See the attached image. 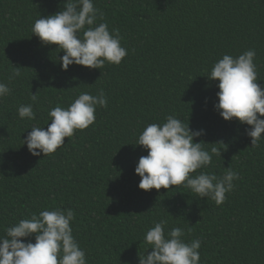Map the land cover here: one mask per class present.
<instances>
[{
  "label": "trees",
  "instance_id": "trees-1",
  "mask_svg": "<svg viewBox=\"0 0 264 264\" xmlns=\"http://www.w3.org/2000/svg\"><path fill=\"white\" fill-rule=\"evenodd\" d=\"M65 2L0 0V82L11 90L0 99V236L32 213L72 209L73 236L88 264H138L139 254L152 251L145 233L160 220L166 232L180 227L185 241H202L201 264H264V140L252 147L251 126L219 115V81L207 77L224 54L254 49L257 83L264 84V0H94L103 12L96 23L119 29L128 54L119 65L67 71L58 45L32 34L36 19ZM14 67L21 75L9 80ZM101 89L107 107L97 106L94 124L54 153L33 156L22 145L33 125L51 123V108ZM27 104L35 120L19 118ZM169 115L205 130L194 142L221 153L197 172L220 177L230 167L239 174L221 205L182 185L139 189L135 167L147 151L135 143Z\"/></svg>",
  "mask_w": 264,
  "mask_h": 264
},
{
  "label": "clouds",
  "instance_id": "clouds-1",
  "mask_svg": "<svg viewBox=\"0 0 264 264\" xmlns=\"http://www.w3.org/2000/svg\"><path fill=\"white\" fill-rule=\"evenodd\" d=\"M98 19L103 20V12L94 6V0H66L60 11L36 19L32 34L45 45H58L64 52L59 58L64 71L70 65L91 69H101L106 62L119 65L128 54L121 45L120 31L109 30L106 22L97 24ZM255 57L254 49L236 57L224 54L213 64L207 77L219 81L215 110L225 121L235 119L251 126L245 128V133L251 138V146L258 148L264 140V84L257 83ZM20 75V67H14L9 80ZM10 92L8 85L0 82V99ZM31 99L35 102L36 94ZM97 106L107 107L103 89L95 96L81 92L68 107L51 108L48 112L51 123H47L46 129L33 125L22 145L26 144L33 156L54 153L75 130H85L94 124ZM17 111L21 119H36L32 104L21 105ZM204 134L205 130H191L189 124L174 115L167 116L162 124L147 125L135 143L147 151L135 167L140 177L139 189L149 191L182 185L199 198L213 200L216 205L224 203L239 174L230 167L220 177L197 172L211 165L213 154L221 155L216 148L209 152L201 142H194V138ZM74 219L72 209L59 208L20 219L0 236V264H88L85 250L73 236ZM167 224V220H160L146 231L144 241L152 251L139 254L138 264H201L202 241H185L184 229L180 227L166 232Z\"/></svg>",
  "mask_w": 264,
  "mask_h": 264
}]
</instances>
